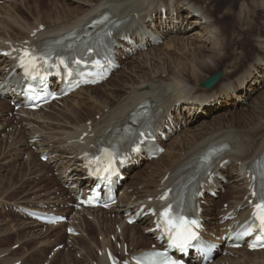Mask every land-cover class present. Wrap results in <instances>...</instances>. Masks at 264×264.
Wrapping results in <instances>:
<instances>
[{"label":"bare ground","instance_id":"bare-ground-1","mask_svg":"<svg viewBox=\"0 0 264 264\" xmlns=\"http://www.w3.org/2000/svg\"><path fill=\"white\" fill-rule=\"evenodd\" d=\"M30 1L34 4L31 5ZM228 1L231 4L236 2ZM42 2L0 0V132L5 134L6 140L11 141V144L5 146L1 140L0 144L3 145L0 148L13 155L23 153L27 155L26 159L33 156L31 149H35L37 155L47 158L50 168L57 171L60 183L68 186L65 193L74 196L77 193L76 187L95 183L86 175L85 154L98 144L114 138L122 126L129 122L130 114L137 106L148 102L162 113L156 127V138L166 151L151 161H144L147 153L130 152L121 172L124 180L119 178L118 182L122 186L119 201L110 211L76 209L69 214L66 224L45 226L34 219L17 229L30 230L26 239L39 241L38 247L43 250L51 247L49 237L60 227H64L65 233L67 228L74 229L77 236H83L89 245L94 244L95 249L92 250L80 245L76 236H68L71 247L78 250L76 256L81 254V260H66L67 264H109L106 251L107 248L113 250V237L116 248L118 244L122 246L121 250H114L122 260L131 261L133 256L145 251L163 249L158 238L159 231H154V217L146 212L151 208L156 212L160 210L161 197L170 191L171 180L192 167L201 152L213 144L226 143L227 149L216 163L211 180L203 185L204 198L199 199L205 225L204 237L221 243L218 233L207 232L206 227L218 223L211 213L216 203L213 199L215 197H208V193L214 192L216 197L222 198L221 189H226L225 192L235 194L228 209L220 212V221H225L221 233H227L228 237L249 218L253 209L250 201L255 198L253 192L257 183L249 173L255 159L264 154V121L259 127H252V132L248 130L249 135H245L233 127L234 123L221 125L229 109L215 113L216 116L212 117L215 125L207 120V116L218 109L219 105L247 103L251 94L257 92V85L263 84L264 37H252L258 49L257 57L236 81L226 82L224 79L213 91L208 92L202 88L203 79L200 78L204 75L208 77L207 73L219 69L227 61V47H237L242 38L246 39L253 25L250 17L258 9L264 11V0H241L237 2L236 11L230 5L222 12L223 19L231 17L234 24L245 32V35H239L236 39L233 38L235 33L227 32L217 22L215 14L220 4L216 3V8L212 9L209 5L213 0H53L50 6L40 5ZM21 9L32 14L35 12L36 17L32 22L21 16ZM103 12H110L113 18L123 22V28L114 40L120 67L112 76L101 85L82 88L36 112L23 107L16 112L7 110L5 103L20 102V83H13L21 75L16 65L18 54L26 48L87 25ZM35 31L38 32L34 34ZM246 55L241 52L239 59L244 57L245 60ZM224 66L223 74L226 73L227 77L239 69L234 59ZM119 76L130 81L135 79L136 82L123 86V89L111 87L102 98L91 93L93 88L108 87L109 82ZM53 89L56 90L55 87ZM80 94L85 97L70 104V100ZM84 112L89 114L83 115ZM9 114H13L12 118L7 117ZM6 128H10L11 132L7 133ZM16 139L18 141L15 142ZM156 164L160 166L154 170L152 166ZM142 166L154 171L145 173ZM229 167L231 170L227 172ZM132 168L135 170L128 174ZM139 186L143 189L138 190ZM59 192L57 189L51 197H44V200L38 202L40 207L66 205L67 202ZM7 204L0 200L2 208ZM9 205L18 215L28 216L29 211L41 215H64L56 209H35L14 203ZM143 206L145 209L138 221L129 225L127 219L135 217ZM106 213H109L108 216H105ZM139 225L143 227V233L136 234ZM130 228L133 236L128 242L127 232ZM94 229L97 231L96 237L91 234ZM8 235L6 230L0 231V242L7 240ZM144 242H149L150 246L139 250L140 244ZM22 244L17 242L15 249ZM224 251L229 257L220 256ZM233 253L243 256L234 259L233 264H248L247 256L263 254L264 250L249 252L245 247L243 250L229 249L227 244L225 249H218L213 261L207 264H225L231 261L230 254ZM28 257L24 254L15 256L10 249L0 248V264H26L29 262ZM203 258L190 251L189 259L192 263L201 264ZM255 263L259 262L256 260ZM260 263L264 264V261Z\"/></svg>","mask_w":264,"mask_h":264},{"label":"rangeland","instance_id":"rangeland-1","mask_svg":"<svg viewBox=\"0 0 264 264\" xmlns=\"http://www.w3.org/2000/svg\"><path fill=\"white\" fill-rule=\"evenodd\" d=\"M52 1L53 0H43V2L39 3V4L43 5V6H50ZM239 1H241V0H236V2L234 4L233 3L231 4L228 0H213V2H211V4L209 5L213 9V8H216V6H214V5H216V3L220 4L219 10L217 9V12L215 14L216 20L218 23H220V25H222V27H224V29L227 32L235 33L234 34L235 37H233L234 39H236L239 35L240 36L245 35L244 34L245 32H243L242 29H240V27L237 24H234V21H233L234 19H232L231 17H229L228 19H223L222 16H224V15L222 12L227 10L228 7H230V5H232V9L236 11V5L238 4L237 2H239ZM30 2H31V5L34 4V2L32 3V1H30ZM20 11H21L20 12L21 16L29 22H32L33 19L36 17L35 16L36 14H34L35 12L32 14V13H30L24 9H21ZM252 21H254V22H252ZM250 22H251V25H252V23H253V25L251 26L248 34L246 32V34H247L246 39L242 38V42H241L242 45L240 44L237 47L233 46V47H227L226 48L227 54L229 56L227 58L226 62L227 63L231 62L234 59L235 65H238V68H239L237 70V72H235L231 75L229 74V77H227L225 75L226 73L223 74V72L225 70L224 65L227 64L226 62H224L223 65L219 69H214V70L210 71L209 73H207V75H209L208 77L206 75H204L203 78H200V80L203 79L201 82V84H203V82L206 79L210 78L211 76H213L217 73H221V77L219 78L217 83L212 88L208 89V88H204L202 86L203 89L207 90L208 92L213 91L215 89V87H217V85L221 81H223L224 79L226 80V82L227 81L228 82L236 81L237 78L241 77L242 74L249 68L248 65H250L251 63L254 62V60L257 57L256 54L258 53V49L255 46L254 41L252 40V37L253 36L264 37V11L261 9H258L254 13V15L250 17ZM162 45H159V46H162ZM241 52H245L247 54L245 56L246 57L245 60H244V57L239 59ZM242 54L245 55L244 53H242ZM226 78H228L229 80ZM131 82H136V81H135V79H131V81H130V79L127 80L126 78L119 76L115 79L113 78L109 82L108 87L103 86L100 88H95V90L93 88L91 93L95 96L97 95V97L102 98L103 96L107 95L106 92H109L111 90V87L112 88L118 87L120 89H123L127 84H130ZM108 88H110V89H108ZM256 90H257V92L251 94L252 96L249 98V101L247 103H242L241 105L237 104L234 106L233 105H228V106L227 105L226 106L225 105L224 106L219 105L218 109L211 111L210 115H212V116L208 115L207 120L211 121L215 125L214 120H212V117L216 116L215 113L220 112L221 110H224V109L225 110L229 109L230 111L227 114V117L224 118V120H222L224 123L221 122L222 123L221 125L226 126L228 124L234 123L233 127L235 129H238L242 133L244 132L245 135L246 134L249 135L250 134L249 131L252 132L253 128L259 127L260 125L263 124L262 121H264V82L262 85L261 84L257 85ZM116 93L119 94V92H116ZM84 97H85L84 94H80L77 97H73V99L70 100V104H75L76 102L81 101ZM8 101L9 100H7V102ZM5 104H6L7 110H11V111L15 112V108L11 105L10 102L5 103ZM86 114H89V113L84 112L83 115H86ZM12 115L13 114H9L7 117L12 118ZM258 118L260 120H258ZM8 131L11 132V129L6 128L7 133H9ZM245 131H248V132H245ZM178 132H179V130H178ZM255 132H258V131H255ZM3 134L4 133L0 132V141L2 140V143L5 144V146L11 144V141L6 140L4 137L5 134L4 135ZM16 138L19 140V137L16 136ZM17 139L15 140V142L18 141ZM3 144H0V145L2 146ZM31 150L34 152L33 156L31 155L29 159H26L27 155H24L23 153L13 155L11 152L8 153L7 151H4L0 148V200H3L4 203H8V204L14 203V204H20V205L23 204V205H27V206H30V207L35 208V209H40V208L53 209V210L56 209L57 211L63 212L69 218V214H71L73 212V207L69 206L68 203L74 202V198L70 194L65 193V189H67L68 186L67 187L63 186L60 183L58 175H57V171L51 169L50 166L48 165V163L46 161H43L41 159V157H39V155H37L38 153L36 152L35 149L32 148ZM12 158H14L13 161L11 160ZM144 161H145V159H144ZM158 166H160V164H156L152 167L155 170ZM142 168L145 169L144 170L145 173H147V172L151 173L152 171H154L153 169L144 168V166H142ZM134 170H135V168H132V170H130L128 172V174H130ZM230 170H231L230 167L226 169L227 172ZM25 172H26V174H25ZM143 175H145V174H143ZM36 184H37V186H35ZM225 184L228 185L227 182ZM137 188H138V190L143 189L142 186H139ZM57 189L60 191L59 193H60L61 197L64 198V200L67 202V204L63 205V206H61V205L56 206L55 205L53 207H45V208L40 207L41 205H39L38 202L41 200H44V197H45V199L51 197L53 195L52 192L57 190ZM61 190L62 191L64 190V191L62 192ZM221 190H222L221 192H222L223 196H222V198H219V197L213 198L216 203L212 206L213 210L211 212L212 216L216 218L218 223L211 224V227L209 226V228L206 227L207 232L209 230L211 232L219 233L224 229V226H225L224 221H220V212H223L224 210L228 209V205L233 201L232 196L235 194L232 192H225L226 189H221ZM208 195L211 196L213 194H208ZM203 204H206V203H203ZM7 205H5V207H3V208L0 206V231L6 230V232H8L9 235H8L7 240L0 242V248L7 249V250L10 249L11 253H13V255H15V256H19L20 254L28 255L29 256L28 257L29 262H27L28 264H35V263H37V264H67V263H65L66 260H71L70 262H74L76 259L81 260V254H78L77 255L78 258H76L77 257L76 253L78 250L71 247L72 243H71V240L68 239L69 238L68 236H72V235H69L67 232L65 233L64 227H60L52 235H50L49 239L52 241V245L50 248H48L46 250H43V248L39 249V247H38L39 241L32 240V239H26L27 234L30 230L19 231L17 229L18 226H21V225L28 223L30 221H33V220H31V218L28 217L27 215H23V214L18 215L16 213H14L13 209H11V205H9V206H7ZM108 214L106 213L105 216H108ZM114 218L115 217L113 216V219ZM140 226L141 225L136 227V234L143 231V229H142L143 227H140ZM91 234L93 237H96L97 231L94 229L93 232H91ZM73 236H76L78 238V242L80 245L88 246L92 250L95 249L94 244L89 245L88 242L84 240L85 238L83 236H77V235H73ZM131 236H133L132 228H130L127 232V241L128 242H130ZM17 242H23V244L20 245V247H18L17 249H15ZM112 242H113V250H116V249L120 250L119 246L121 244H118V247L116 248L115 243H114V237L112 238ZM55 246H57V247L54 248ZM149 246H150L149 242L141 243L139 250H141L143 248H148ZM239 250H243V249H239ZM117 255H119V254H117ZM241 255L242 254H234V253L230 254V260L231 261H227L225 264H233L232 261L234 259H237L239 257H243ZM220 256L224 257V258L229 257V255H227V254L226 255L221 254ZM246 258H247L246 261L248 262V264H251V262H252V264H256L255 263L256 260H257V262H259L258 264H263L260 262L264 261V253L260 254V255H249ZM94 259H95V257H94ZM69 264H73V263H69ZM191 264H195V263H191Z\"/></svg>","mask_w":264,"mask_h":264},{"label":"snow or ice","instance_id":"snow-or-ice-1","mask_svg":"<svg viewBox=\"0 0 264 264\" xmlns=\"http://www.w3.org/2000/svg\"><path fill=\"white\" fill-rule=\"evenodd\" d=\"M25 55H29L28 52H25ZM47 63V61H44ZM61 64L64 63L63 60L60 61ZM143 136L144 134L141 133ZM150 138V136H149ZM163 198V197H162ZM257 213H256V218L259 220V227L261 230H264V199L261 200L259 204L256 205ZM169 212L165 211L164 216H168ZM166 223L169 225V228H174L176 229L175 232V239L173 240L174 243L179 242L181 246H183L185 243H187L190 239H192L195 236V233L191 231L190 228L187 227L188 222L183 219V217L179 218V225L176 223H173L171 220H167ZM192 225H198L196 224V221L193 220L191 221Z\"/></svg>","mask_w":264,"mask_h":264},{"label":"water","instance_id":"water-1","mask_svg":"<svg viewBox=\"0 0 264 264\" xmlns=\"http://www.w3.org/2000/svg\"><path fill=\"white\" fill-rule=\"evenodd\" d=\"M220 77H221V73H217V74L211 76L210 78L206 79L203 82L202 86L204 88H208V89L212 88L217 83V81L219 80Z\"/></svg>","mask_w":264,"mask_h":264}]
</instances>
